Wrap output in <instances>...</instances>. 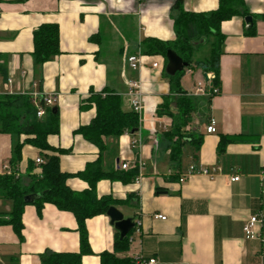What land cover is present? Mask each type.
Segmentation results:
<instances>
[{
    "label": "crops",
    "instance_id": "0c3cea01",
    "mask_svg": "<svg viewBox=\"0 0 264 264\" xmlns=\"http://www.w3.org/2000/svg\"><path fill=\"white\" fill-rule=\"evenodd\" d=\"M177 3L194 13L219 6V0H0V74L12 78L11 87L1 86L0 94L56 96L52 108L59 115V133L50 135L48 142L68 151L60 156L63 172L84 171L98 160L107 170L121 171L125 163L128 169L139 167L135 182L104 179L97 184L98 197H112L117 201L114 207L136 224L130 248L119 258L142 257L146 264H264V227L255 226L258 237L254 239L244 233L251 217L264 214V0H245L252 22L234 17L221 23L219 93L199 97L201 108L192 128L202 135V144H187V163L180 165L169 161L164 138L172 120L156 114L170 94L165 59L142 51L146 38L176 39ZM42 24L59 26L61 54L39 71L32 56L33 33ZM249 25L255 35H247ZM213 41L209 38L210 47ZM199 53L198 47L193 61H202L196 56ZM129 55L141 58L139 69L130 68ZM155 62L160 65L157 69L152 67ZM207 74L214 75L200 70L185 73L183 79L190 76L191 86L183 85L182 79L184 89L191 93L199 84L211 86ZM131 81L141 87L139 129L124 134L117 143L105 139L108 147L101 153L75 133L95 116L94 108L81 109V105L91 91L110 88L122 97L124 109L131 111ZM211 120L216 123L214 134L207 133ZM220 135L240 136L243 141L228 144L219 154ZM24 139L0 134V175L7 174L13 147ZM37 159L38 149L24 145L18 167L24 183L29 182L28 161ZM191 166L207 169L209 175L193 174L180 182V175ZM235 176L238 181H232ZM67 184L75 191L88 188L76 177ZM10 210L11 203L0 200V218ZM157 215L165 220L156 219ZM22 224V240L11 226L0 225L2 260L42 264L40 255L46 251L80 249L74 215L54 205H46L39 215L28 204ZM87 228L93 254L85 256L83 264H101L100 255L114 251L117 230L107 215L88 220Z\"/></svg>",
    "mask_w": 264,
    "mask_h": 264
},
{
    "label": "trees",
    "instance_id": "16d2710c",
    "mask_svg": "<svg viewBox=\"0 0 264 264\" xmlns=\"http://www.w3.org/2000/svg\"><path fill=\"white\" fill-rule=\"evenodd\" d=\"M175 8L178 10V15L174 18L176 39L162 41L146 38L142 41V51L145 55L162 56L167 63L166 54L169 50H173L189 64L188 68L175 76H169L164 72L170 84V94L164 97L163 103L156 110L157 116H167L172 120L170 130L164 132V138L168 143L169 161L180 165L185 146L191 144L199 147L203 138L192 128L195 116L200 111L201 102L199 97L189 95L182 85L186 70L214 73L212 88L218 89L220 58L224 42L220 25L234 17L247 18L251 14L246 8L245 0H219L218 8L207 13L186 12L180 3H177ZM249 26L251 29L247 35H255L254 26ZM211 37L214 41L211 44L209 58L204 61H193L192 55L195 49L203 45L201 42H208ZM60 54L59 26L40 25L33 33L32 56L35 68L40 71L45 63ZM40 105H44L42 101ZM85 108H94L95 116L88 125L81 126L75 133L95 145L101 153L108 147L104 142L105 139L112 138L117 143L124 134L139 129V113L134 110L126 111L122 97L110 88L100 92L91 91L81 105V109ZM58 133L59 115L52 107H45V114L39 118L31 96L0 94V134L10 135L16 140L25 137L23 141H17L13 147L10 160L11 173L0 175V200L11 203V210L0 218V225L11 226L22 240V216L25 206L28 205L24 198L27 195H40V198L32 203L39 215L49 204L60 211L74 215L80 244L78 252H44L40 255L42 264H83V258L93 254L87 228L88 220L107 215L109 208L117 203L112 197H98V182L104 179H119L123 183L135 182L139 176V167L121 171L107 170L98 160L87 165L84 171L75 174L63 172L60 156L68 151L52 147L48 142L50 135ZM241 141L243 138L240 136L220 135L218 153H223L228 144ZM26 144L38 149L39 159L43 161L40 165L37 164L40 168L39 174L35 173L36 162L28 161L25 174L28 183H24L18 169L22 160V150ZM75 177L85 181L88 188L83 191L71 189L67 182ZM134 231L135 228L123 239L117 232L114 251L103 252L100 255L101 264H135L134 259L117 256L129 250Z\"/></svg>",
    "mask_w": 264,
    "mask_h": 264
},
{
    "label": "built area",
    "instance_id": "2783aa9c",
    "mask_svg": "<svg viewBox=\"0 0 264 264\" xmlns=\"http://www.w3.org/2000/svg\"><path fill=\"white\" fill-rule=\"evenodd\" d=\"M127 62L130 66L131 69L133 70H137L141 67L142 65V61L141 58L138 55H129L127 57ZM159 63L155 62L152 64L153 69H157L159 68ZM192 70L187 69L186 73H191ZM215 78L214 75L211 74H207V82L213 81V79ZM12 84V78L9 77L7 79H5L1 74H0V87L1 86H6V87H11ZM130 88H131V96H132V106H133V110L136 112H140L142 106H141V87L139 85L138 82L136 81H131L130 82ZM219 93V90L217 88H212V85L209 86L206 84V82L204 84H199L193 92L189 93V95L191 96H195V97H200V96H207V97H213L214 95H217ZM34 105L37 108V116L39 118L43 117V115L45 114V107H53L55 105L56 102V96L53 94H46V95H33L31 96ZM40 101L43 102L44 105H40ZM217 129H216V123L214 120H211L209 125L207 126V133L209 134H214L216 133ZM43 161L41 159H37L36 160V164L40 165ZM121 168L123 170H127L128 169V164L125 163L121 166ZM7 174H10L11 171L10 169L7 168ZM193 174H200V175H209V171L207 169H197L195 166H191L189 168V171L186 174H182L180 175V182H183L185 179H187L188 177H190ZM138 179V178H137ZM239 177L235 176L234 178H232V181H238ZM156 219H161V220H165V217L162 216H155ZM138 224V223H137ZM261 225L262 227H264V214L259 213L258 215H255L253 217H251V219L249 220V222L247 224H245L244 226V233L246 235V237L248 239H254L257 238V234L255 233V226L256 225ZM135 264H146V260L142 257H137L134 259ZM155 260H149L148 263H154Z\"/></svg>",
    "mask_w": 264,
    "mask_h": 264
},
{
    "label": "water",
    "instance_id": "95a60500",
    "mask_svg": "<svg viewBox=\"0 0 264 264\" xmlns=\"http://www.w3.org/2000/svg\"><path fill=\"white\" fill-rule=\"evenodd\" d=\"M246 22H252L251 17L246 18ZM167 63L165 65V72L169 76H175L177 73L184 71L188 68L189 64L177 55V53L173 50H169L166 54ZM54 112H57V108H53ZM137 131H132L130 134H135ZM40 198V195L33 194L27 195L24 198L25 203L32 204L36 200ZM107 216L110 218L111 225L117 230L120 234V238H125L136 226L130 218H125L124 214L117 209L116 207L112 206L109 208L107 212Z\"/></svg>",
    "mask_w": 264,
    "mask_h": 264
},
{
    "label": "rangeland",
    "instance_id": "374dc122",
    "mask_svg": "<svg viewBox=\"0 0 264 264\" xmlns=\"http://www.w3.org/2000/svg\"><path fill=\"white\" fill-rule=\"evenodd\" d=\"M210 48H211L210 47V42H207V43H204L203 45H201L199 47L200 53L196 55L197 58L199 60H202V61L205 60V59H207V58H209ZM183 85H185L187 87H190L191 86V78H190V76L186 75V78L183 79ZM15 143H16V141H15ZM187 149H188V146L185 149V152H186ZM182 161H183V163H187L186 162L187 160H186L185 153L183 154ZM0 264H11V263L8 262V261H6V260H4V259L2 260V258L0 257Z\"/></svg>",
    "mask_w": 264,
    "mask_h": 264
}]
</instances>
